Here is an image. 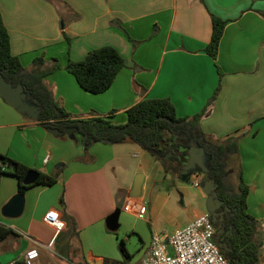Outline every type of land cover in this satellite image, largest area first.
Listing matches in <instances>:
<instances>
[{"label": "crops", "instance_id": "0c3cea01", "mask_svg": "<svg viewBox=\"0 0 264 264\" xmlns=\"http://www.w3.org/2000/svg\"><path fill=\"white\" fill-rule=\"evenodd\" d=\"M0 13L11 52L23 67L35 68L34 59L42 57L40 69L48 70L57 60L60 68L43 81L72 118L110 114L113 123L121 124L126 110L142 99L168 98L181 117L205 109L199 123L211 137H239L229 166L235 183L241 176L249 187L247 212L258 222L255 240L263 244L259 263L264 264V0H0ZM212 15L227 21L216 61L204 50ZM105 45L114 47L125 65L109 89L92 94L64 66L68 59L81 60ZM71 134L50 133L0 96V154L45 174L59 170L53 185L25 190L22 212L15 217L5 216L2 209L17 194V179L0 174V223L13 231L0 242L8 251L0 255V264L21 260L30 248L39 253L35 264H62L52 254L74 264L123 261L122 235L128 237L130 229L123 214L139 218L123 210L126 203H143L146 212L139 219L153 227V213L167 204L176 210L173 192L182 205L188 204V223L206 212V195L201 184L193 183L203 173L185 172L187 158L176 160L166 173L157 157L128 139L94 143L84 159L80 136ZM137 174L143 181L133 197ZM52 209L65 222L58 235L43 221ZM134 233L142 234L141 227H133ZM153 234L151 230L145 248L132 260L129 255L127 264L143 260ZM67 235V242L58 245ZM75 244L79 262L71 259Z\"/></svg>", "mask_w": 264, "mask_h": 264}, {"label": "trees", "instance_id": "16d2710c", "mask_svg": "<svg viewBox=\"0 0 264 264\" xmlns=\"http://www.w3.org/2000/svg\"><path fill=\"white\" fill-rule=\"evenodd\" d=\"M211 20V37L204 50L216 61L227 21L214 15ZM54 62L50 69L41 70L44 59L37 57L33 62L35 68L30 70L23 67L18 56L11 52L10 35L0 13V78L3 77L13 87L24 88L27 101L38 108L39 113L34 121L46 130L56 128L63 133L66 128H75L71 136L78 134L85 148L97 142L118 144L129 139L157 157L166 173L171 171L176 160L188 157L191 147L203 148L206 155L205 165L208 168L203 176L213 180L217 185V197L229 209L224 216L221 233H216L214 239L216 243H225L224 247L219 248L232 264L257 263L260 259L258 252L263 244L255 240L258 222L247 212L249 187L241 176L235 183L231 175L233 169L229 166L230 158L238 153L239 137L230 136L224 140L211 137L202 131L199 123L205 109L192 117H181L177 115L176 107L168 98L142 99L126 110V121L121 124L113 123L110 114L72 118L70 113L57 103L52 91L43 81L48 73L60 68L56 59ZM124 65L121 54L114 47L105 45L89 50L81 60L68 59L64 68L75 77L83 90L99 94L110 88ZM215 66L220 75L216 62ZM219 88L218 85L210 101L214 99ZM30 169L25 164L0 154V174L16 177L17 193L24 194L25 190L34 184L53 185L58 179L59 170L53 174L40 172L37 182L27 184L24 177ZM197 170L202 173L199 168ZM64 217L75 228L73 219L66 215ZM229 227L230 234L227 235ZM12 234L11 228L0 223V242ZM121 248L126 259L123 261L105 259L104 264H127L129 254L124 240L121 241Z\"/></svg>", "mask_w": 264, "mask_h": 264}, {"label": "built area", "instance_id": "2783aa9c", "mask_svg": "<svg viewBox=\"0 0 264 264\" xmlns=\"http://www.w3.org/2000/svg\"><path fill=\"white\" fill-rule=\"evenodd\" d=\"M48 158L46 155L43 162L47 163ZM193 183L199 186L200 180H195ZM123 210L142 218L146 212V206L137 201L130 202L123 206ZM43 221L53 228L55 235L65 229V222L58 210L52 209L46 212ZM215 233V227L208 213H202L168 236L153 234L146 255L139 264H232L217 245L214 239ZM169 248L172 249V254ZM38 258V250L30 248L25 251L21 260L4 264H20V262L35 264Z\"/></svg>", "mask_w": 264, "mask_h": 264}, {"label": "water", "instance_id": "95a60500", "mask_svg": "<svg viewBox=\"0 0 264 264\" xmlns=\"http://www.w3.org/2000/svg\"><path fill=\"white\" fill-rule=\"evenodd\" d=\"M0 96L5 99V101L14 107L17 111L27 114L33 119H36L38 116V108L27 101V95L24 92L22 86L13 87L10 82H7L3 77L0 78ZM48 131L54 135H61L63 132L59 131L56 128L48 129ZM75 131V128H66L64 133L71 134ZM206 155L201 147L193 146L189 149L187 164L184 166L185 172L190 170H195L199 168L203 174H206L208 168L206 167ZM40 177V172L35 169H30L25 177L24 182L27 184H32L38 181ZM143 181V175L137 174L133 181L132 193L133 197H137L141 191V185ZM201 188L206 195L205 209L206 212L211 215H216L215 209L219 207L223 202L217 197V185L214 184L213 180H208L203 176V179L200 181ZM24 203V194L17 193L12 197L10 202L5 205L2 209V212L5 216L15 217L21 214ZM227 209V208H226ZM117 212L110 219V225H114V221L117 216ZM221 233V230L218 231V234ZM221 248L224 247L225 243H217ZM262 249L259 250L258 254L261 255ZM256 264H260L259 260Z\"/></svg>", "mask_w": 264, "mask_h": 264}, {"label": "rangeland", "instance_id": "374dc122", "mask_svg": "<svg viewBox=\"0 0 264 264\" xmlns=\"http://www.w3.org/2000/svg\"><path fill=\"white\" fill-rule=\"evenodd\" d=\"M81 143L83 145L82 141H81ZM90 147L85 148L83 146V154L81 156L84 157V159L86 157L89 158ZM186 158H188V157H186ZM232 177L235 178V175H233ZM192 189H195V186ZM171 201H175L176 210H171L167 204L160 211L153 213L151 216V220H152V224L154 225V227L150 225L151 223L149 224V223L143 221L142 219L135 218L134 216L126 214V213L123 214V218L127 221L128 225L130 227V229L128 231V237L122 235L123 238L125 239V241H124L125 248L127 250V253L130 255L129 260H132L133 258L137 257L139 252L143 248H145L147 241H148L147 238H149V236L151 234V230L154 233H157L160 235H164V234L170 235L176 229H180V228H182L188 224L187 220H188L189 210H188V207H186L188 204L182 205L181 201H180V197L178 196V194H176V192H173L172 197H171ZM198 201L201 202L202 200L198 199ZM202 202H203L204 208H205L206 200H203ZM192 205H193V203L190 204V207ZM149 222H151V221H149ZM135 226L141 227L142 234H140V235H138L137 233L132 234L133 227H135ZM117 233L120 234V232H118V230H117ZM67 238L69 239L70 236L67 235L66 237L61 238L58 241V245L65 244L67 242V240H66ZM120 250L123 253L124 259H126V256L124 255V252H123V249L120 248ZM168 250H169L170 254H172V249L169 248ZM72 251H74V254H73L74 256H71V259H73L75 262L81 261L80 250L76 244L73 247ZM3 252L7 253L8 251L5 249L3 244H0V255ZM52 255L55 257V259L57 261H59L62 264H74L72 262L66 263V261L63 258H61L57 255H54V254H52Z\"/></svg>", "mask_w": 264, "mask_h": 264}, {"label": "flooded vegetation", "instance_id": "af4514ba", "mask_svg": "<svg viewBox=\"0 0 264 264\" xmlns=\"http://www.w3.org/2000/svg\"><path fill=\"white\" fill-rule=\"evenodd\" d=\"M226 207V205H224L223 203L219 206V207H217L216 209H215V211H216V215H214V214H211V215H209V218H210V220H211V222H212V224L214 225V227H215V230H216V233H218V231L219 230H221V226H223L224 225V223H223V220H224V216H225V214L227 213V212H229V209ZM230 227L228 228V230L226 231V234L228 235V234H230ZM216 233H215V235H216Z\"/></svg>", "mask_w": 264, "mask_h": 264}]
</instances>
